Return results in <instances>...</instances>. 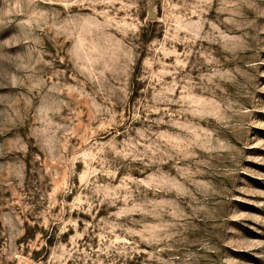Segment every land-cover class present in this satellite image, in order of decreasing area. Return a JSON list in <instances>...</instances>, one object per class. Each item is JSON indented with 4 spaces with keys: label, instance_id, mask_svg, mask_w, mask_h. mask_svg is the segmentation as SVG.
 Segmentation results:
<instances>
[{
    "label": "clouds",
    "instance_id": "clouds-1",
    "mask_svg": "<svg viewBox=\"0 0 264 264\" xmlns=\"http://www.w3.org/2000/svg\"><path fill=\"white\" fill-rule=\"evenodd\" d=\"M261 115L264 0H0V264H264Z\"/></svg>",
    "mask_w": 264,
    "mask_h": 264
},
{
    "label": "rangeland",
    "instance_id": "rangeland-1",
    "mask_svg": "<svg viewBox=\"0 0 264 264\" xmlns=\"http://www.w3.org/2000/svg\"><path fill=\"white\" fill-rule=\"evenodd\" d=\"M151 14V13H149ZM241 146L246 148L247 155L250 157L245 164L244 168L245 176H243L242 182L245 184L244 190L240 193L242 200L241 202L235 204L239 210L248 211V212H258L261 215H264V210L252 207L247 203V201H259L264 200V182L253 179L260 175L261 172H264V115L259 116V119L256 121L254 127L251 129V133L247 135L242 141ZM257 189H261L257 191ZM231 184L227 185L226 191H231ZM221 209V220L219 225L224 223L225 219L230 217V204L228 200L223 201L219 205ZM233 220L239 219V217H231ZM259 216H250L246 221L248 224H252L253 221L259 220ZM232 226L238 228L244 235L249 237H256L257 234L252 232L249 228L244 227L242 224H233ZM264 239V237H259ZM252 246H258V242ZM233 255H238L242 259L251 261L252 264H260L259 261H255L253 257L246 254L234 253ZM228 264H235V262H228Z\"/></svg>",
    "mask_w": 264,
    "mask_h": 264
}]
</instances>
